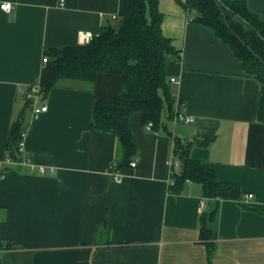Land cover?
I'll return each mask as SVG.
<instances>
[{
  "label": "crops",
  "instance_id": "crops-1",
  "mask_svg": "<svg viewBox=\"0 0 264 264\" xmlns=\"http://www.w3.org/2000/svg\"><path fill=\"white\" fill-rule=\"evenodd\" d=\"M159 2L163 31L181 49L167 63L168 79L178 80L172 94L194 121L176 124L166 114L167 130L155 131L133 113L137 166L120 168L117 181L122 144L91 123L96 99L120 95V75L52 88L46 111L25 113V150L45 171L20 167L0 179V264H264L261 84L211 28L189 19L192 12L176 0ZM247 2L264 18V0ZM119 7V0H0V160L25 90L40 80L46 47L78 44L81 30L98 34ZM177 138L193 142L190 156L238 184L242 197H208L193 181L172 191L173 172L182 169ZM204 224L213 238L202 239Z\"/></svg>",
  "mask_w": 264,
  "mask_h": 264
},
{
  "label": "trees",
  "instance_id": "trees-1",
  "mask_svg": "<svg viewBox=\"0 0 264 264\" xmlns=\"http://www.w3.org/2000/svg\"><path fill=\"white\" fill-rule=\"evenodd\" d=\"M119 13L104 24L88 44L47 48L48 61L40 80V100L65 79L94 81L100 73L121 77V93L115 100L96 99L93 104V130L114 133L123 149L118 168L130 165L138 152L130 127V116L138 112L142 123H153L155 131L166 129L167 119L175 115L176 97L168 79L167 63L181 58V49L163 31L164 13L159 0H119ZM186 10H196L200 21L227 43L241 62L245 74L261 84L258 118L264 122V18L252 11L247 0H176ZM224 12V14H222ZM251 48V49H250ZM254 50L259 57L251 50ZM29 87L27 90H29ZM25 90V93L27 92ZM25 95L23 111L11 126L6 150L20 158L19 142L26 130L25 113L32 111V99ZM206 144L207 141H201ZM193 142L175 141L181 171L173 172L170 188L180 192L187 181L198 182L208 197L239 199L238 184L219 180L212 166L190 156ZM215 213L212 210L210 216ZM202 239L213 238L211 229L201 227Z\"/></svg>",
  "mask_w": 264,
  "mask_h": 264
},
{
  "label": "built area",
  "instance_id": "built-area-1",
  "mask_svg": "<svg viewBox=\"0 0 264 264\" xmlns=\"http://www.w3.org/2000/svg\"><path fill=\"white\" fill-rule=\"evenodd\" d=\"M64 1H60V5H63ZM1 8L4 10H11L12 8V3L10 2H4L1 4ZM190 12H192L193 14L189 15V19H195L196 18V14L197 11L196 10H189ZM96 34H94L91 31H86V30H81L78 33V44H88L90 43L94 36ZM43 64H46L48 61V56H46L44 54L43 56ZM170 82L171 83H177L178 80L175 77H171L170 78ZM27 98L32 99V114L33 116H37L39 113L44 112L48 109V105L45 103H42L43 101L40 100V84L39 82L32 85L31 88L29 90H27V92L25 93ZM175 115L173 117V122H185V123H191L194 121V117L188 113H186L184 107H182L180 105L179 100H176L175 102ZM145 127L147 129L152 130L153 127V123L150 121L147 124H145ZM25 135H26V131L23 132L22 134V139L19 142V154H20V158L17 159H13L9 153H6V156L4 157V159L0 160V179H2L5 175H7V173H9L10 171H13L17 168H22V167H28L31 170H34L36 168H38L40 171H45V167L44 166H37L34 161L32 156L26 152L25 150ZM130 166L131 167H136L137 166V161L136 160H132V162H130ZM112 175L114 177V179H116L117 181H121L124 176L123 172L120 170V168H118L116 165L114 166V171L112 172ZM253 193H249V195H245V197L251 198L253 197ZM201 204H204V200L201 201ZM0 213H1V205H0ZM1 223H2V219L0 216V227H1ZM2 239H1V235H0V251L2 249Z\"/></svg>",
  "mask_w": 264,
  "mask_h": 264
},
{
  "label": "water",
  "instance_id": "water-1",
  "mask_svg": "<svg viewBox=\"0 0 264 264\" xmlns=\"http://www.w3.org/2000/svg\"><path fill=\"white\" fill-rule=\"evenodd\" d=\"M222 14H224V12H222ZM250 49H251V48H250ZM251 51H252L253 53H255L253 49H252ZM255 54H256L257 57H259V58L261 59V57H260L257 53H255ZM261 60H262V59H261ZM262 61H263V60H262Z\"/></svg>",
  "mask_w": 264,
  "mask_h": 264
},
{
  "label": "rangeland",
  "instance_id": "rangeland-1",
  "mask_svg": "<svg viewBox=\"0 0 264 264\" xmlns=\"http://www.w3.org/2000/svg\"><path fill=\"white\" fill-rule=\"evenodd\" d=\"M174 123V122H173ZM176 124H177V122H176Z\"/></svg>",
  "mask_w": 264,
  "mask_h": 264
}]
</instances>
